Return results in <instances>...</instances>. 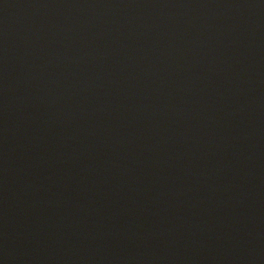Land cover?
I'll return each mask as SVG.
<instances>
[{"label":"water","instance_id":"1","mask_svg":"<svg viewBox=\"0 0 264 264\" xmlns=\"http://www.w3.org/2000/svg\"><path fill=\"white\" fill-rule=\"evenodd\" d=\"M262 21L264 0H0V264H79Z\"/></svg>","mask_w":264,"mask_h":264}]
</instances>
